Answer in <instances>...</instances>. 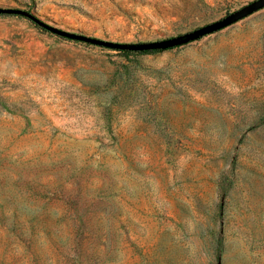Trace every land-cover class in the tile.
I'll list each match as a JSON object with an SVG mask.
<instances>
[{"label": "rangeland", "instance_id": "obj_1", "mask_svg": "<svg viewBox=\"0 0 264 264\" xmlns=\"http://www.w3.org/2000/svg\"><path fill=\"white\" fill-rule=\"evenodd\" d=\"M255 0H0L117 43ZM0 264H264V8L157 53L0 16Z\"/></svg>", "mask_w": 264, "mask_h": 264}, {"label": "water", "instance_id": "obj_2", "mask_svg": "<svg viewBox=\"0 0 264 264\" xmlns=\"http://www.w3.org/2000/svg\"><path fill=\"white\" fill-rule=\"evenodd\" d=\"M264 8V0H255L251 2L250 4L242 7L241 9L225 16L224 18L215 21L213 23L207 24L205 26H202L200 28H197L193 31H190L188 33L181 34L176 37L159 40V41H153V42H144V43H117V42H111L106 41L94 37H89L85 35L75 34L71 32H67L58 28H55L53 26H50L48 24L43 23L39 19L35 18L33 15L20 10V9H14V8H0V15L5 16H25L27 19H29L31 22H33L35 25L41 27L45 31L56 35L57 37L67 39L70 41H76L80 43H85L89 45L99 46L103 48H107L110 50H116V51H131V52H142V51H150V50H161L165 51L168 49H173L175 47H179L185 44H188L190 42L196 41L206 35L213 34L217 31H220L239 20L253 14L254 12Z\"/></svg>", "mask_w": 264, "mask_h": 264}, {"label": "trees", "instance_id": "obj_3", "mask_svg": "<svg viewBox=\"0 0 264 264\" xmlns=\"http://www.w3.org/2000/svg\"><path fill=\"white\" fill-rule=\"evenodd\" d=\"M0 16H4V15H0ZM168 50H170V49H168ZM119 53H122V54H124V55H129V54H131V53H133V52H131V51H118ZM157 52H162L161 50H150V51H142V52H137V53H142V54H149V53H157ZM135 53V52H134Z\"/></svg>", "mask_w": 264, "mask_h": 264}]
</instances>
